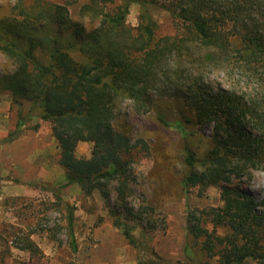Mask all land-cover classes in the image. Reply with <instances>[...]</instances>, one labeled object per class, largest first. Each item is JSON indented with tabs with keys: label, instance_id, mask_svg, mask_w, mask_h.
<instances>
[{
	"label": "trees",
	"instance_id": "trees-1",
	"mask_svg": "<svg viewBox=\"0 0 264 264\" xmlns=\"http://www.w3.org/2000/svg\"><path fill=\"white\" fill-rule=\"evenodd\" d=\"M133 3L141 8L137 26L127 23ZM152 8L170 15L173 34L158 36ZM14 10L13 17L0 18V52L16 65L0 77V88L51 122L59 164L67 171L60 187L78 183L108 200V185L116 180L124 202L126 155L133 146L114 120L125 105L149 112L153 90L170 83L193 114L179 111L174 124L159 121L179 130L209 125L214 132L202 158L186 150L183 189L218 185L223 201L207 211L189 210V236L203 238L202 250L217 256V264L264 262V199L232 182L264 172V0H18ZM86 17L94 26H86ZM211 63L239 70L251 89H208L203 75ZM80 141L94 143L90 158L76 155ZM66 211L76 250L73 207ZM117 224L130 244L139 245L129 227ZM34 245L27 238L24 249ZM151 264L167 263L158 257Z\"/></svg>",
	"mask_w": 264,
	"mask_h": 264
},
{
	"label": "rangeland",
	"instance_id": "rangeland-1",
	"mask_svg": "<svg viewBox=\"0 0 264 264\" xmlns=\"http://www.w3.org/2000/svg\"><path fill=\"white\" fill-rule=\"evenodd\" d=\"M17 2L0 0V18L17 14ZM140 12L139 4H131L130 26L138 25ZM150 12L158 24V36L174 33L167 12L153 8ZM84 22L94 26L87 17ZM15 68L0 52V77ZM203 76L213 91L236 88L244 92L252 87L239 70L212 63L204 68ZM170 87V83H161L153 90L149 112L135 113L125 105L114 120L115 128L133 146L126 155L130 160L123 197L126 205L116 192V180L108 185V200L97 189L85 193L78 183L60 187L67 171L59 164L60 147L51 122L41 119L27 101L13 103L10 93L0 88V264H151L158 257L167 264H217V256L202 250L203 238L196 241L189 236L187 215L189 210L203 212L222 206L220 188L194 186L186 192L182 186L189 171L186 150L202 158L212 146L214 132L209 125L189 124L179 130L159 121L161 116L173 123L181 118L179 111L193 114ZM93 148L92 141H80L76 155L90 158ZM232 182L254 198L264 199L263 171L233 177ZM66 205L73 207L76 250L66 229ZM117 220L131 229L139 245L128 242ZM27 238L35 244L32 249H24Z\"/></svg>",
	"mask_w": 264,
	"mask_h": 264
}]
</instances>
